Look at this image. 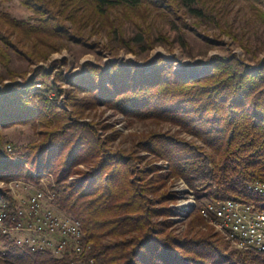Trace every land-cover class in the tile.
I'll return each instance as SVG.
<instances>
[{
  "label": "trees",
  "instance_id": "1",
  "mask_svg": "<svg viewBox=\"0 0 264 264\" xmlns=\"http://www.w3.org/2000/svg\"><path fill=\"white\" fill-rule=\"evenodd\" d=\"M142 1L34 0L35 9L40 5L38 12L48 14L41 18L37 15L41 19L39 25L48 27L43 32L35 25L12 20L0 12V66L6 71L0 73V80L5 75L14 78L10 69L12 50L27 54L11 40L3 23L25 29L28 36L50 38L62 32L57 30L61 25L59 19L49 16L56 14L55 10L81 21L102 17L115 6L136 7ZM151 2L158 4L160 0ZM172 2L182 3L192 13L200 14L201 9L195 5L197 0ZM254 9L264 27V11L256 6ZM133 39L140 43L142 36L136 34ZM214 60L213 68L201 76L173 71L163 60L149 72L122 73L117 68L106 74L89 69L79 85L95 86L108 104L113 103L126 113L175 120L200 138L203 144L166 133L149 136V142L150 149L168 159L172 172L184 177L190 185L204 177L207 162L211 163V181L204 194L208 201L231 198L260 205L263 199L250 191L247 183L264 181V64L252 72L251 66L233 58ZM6 88L0 94V126L33 120L39 115L32 88L17 82ZM73 129L62 140L54 141L56 132H51L44 142L28 145L25 154L29 164L18 161L0 137V180L38 182L40 177L30 169L36 167L38 156L44 158L46 169L55 175L56 184L52 187L55 201L80 222L85 249L56 257L49 252L30 251L0 234L7 264H264V250H243L212 226H201L205 222L199 209L198 213L191 212L186 229L176 232L166 205L171 198L169 193L157 195V201L148 194L157 192V180L148 181L144 175L142 182H138L131 158L122 159L116 152L107 154L91 131L85 135V130ZM59 144L61 148L57 147ZM67 146L73 156L75 152L86 151L82 157L92 161L89 170H78L81 176L71 181L68 177L75 170L71 169L72 154L64 153ZM80 159L85 158L74 160ZM3 202L9 212L14 208L12 197L0 188V203Z\"/></svg>",
  "mask_w": 264,
  "mask_h": 264
},
{
  "label": "rangeland",
  "instance_id": "2",
  "mask_svg": "<svg viewBox=\"0 0 264 264\" xmlns=\"http://www.w3.org/2000/svg\"><path fill=\"white\" fill-rule=\"evenodd\" d=\"M151 1L143 0L136 7L115 6L102 17H87L81 21L55 10L57 15L51 13L49 16L59 19L62 26L57 30L62 32L50 38L41 32L44 38L28 36L25 29L22 31L3 23L11 40L27 54L12 50L10 69L14 78L5 75L0 80V94L16 82L32 88L40 113L33 120L0 126V137L6 148L10 143L12 150L8 151L18 161L29 164L25 154L28 145L44 142L51 132H56L53 139L59 141L74 131L73 127L85 130V135L91 131L95 140H100L105 153L116 152L122 159H132L131 168L138 182H142L144 175L148 181L157 180L158 190L148 192L150 197L157 201V195L169 193L171 198L166 205L171 214L168 216L173 220L176 232H182L191 212L195 214L202 205L199 203L208 201L204 194L211 181L212 165L207 162L204 177L190 185L184 177L172 172L168 159L150 149L149 136L169 133L199 144L203 141L175 120L126 113L113 103L108 104L95 86L79 85V80L89 69L106 74L117 68L122 73L149 72L162 60L168 62L173 71L201 76L213 68L217 57L242 61L254 72L264 64V27L254 7L264 11V0H197L195 5L201 9L200 14L192 13L182 3L172 0H160L158 4ZM34 6V0H5L0 4V12H5L12 20L35 25L43 32L48 27L40 26L41 19L38 18L48 14H40L41 6L36 9ZM136 34L142 36L140 43L133 39ZM0 73L6 74L5 68L0 66ZM68 146L64 147V153L72 154L71 169L75 170L68 177L71 181L81 176L78 170H89L92 161L82 157L86 151L75 152L73 156ZM77 157L85 159L75 161ZM30 170L40 177L38 182L0 180V188L14 200L10 212L16 210L24 195L42 190L46 207L68 216L55 201L52 187L56 179L54 172L46 169L45 159L38 156L36 167ZM203 220L205 223L201 226L208 224L214 231L222 233ZM4 252L5 247L0 242V264H7Z\"/></svg>",
  "mask_w": 264,
  "mask_h": 264
},
{
  "label": "built area",
  "instance_id": "3",
  "mask_svg": "<svg viewBox=\"0 0 264 264\" xmlns=\"http://www.w3.org/2000/svg\"><path fill=\"white\" fill-rule=\"evenodd\" d=\"M8 150H12L10 144ZM247 188L264 199V181L247 183ZM53 198V197H52ZM44 192L34 191L19 199L11 213L0 203V231L17 245L33 252H49L56 257L81 253L84 232L78 220L46 207ZM205 220L217 227L234 245L243 250H264V205L231 198L207 201L199 208ZM89 247V246H88Z\"/></svg>",
  "mask_w": 264,
  "mask_h": 264
}]
</instances>
